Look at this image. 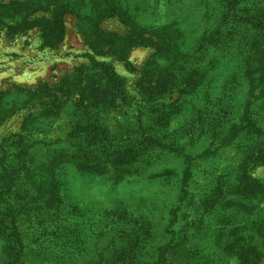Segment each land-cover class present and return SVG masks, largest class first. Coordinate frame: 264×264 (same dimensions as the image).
<instances>
[{
	"label": "trees",
	"instance_id": "16d2710c",
	"mask_svg": "<svg viewBox=\"0 0 264 264\" xmlns=\"http://www.w3.org/2000/svg\"><path fill=\"white\" fill-rule=\"evenodd\" d=\"M94 1L98 21L85 33L98 54L136 70L132 50L155 49L138 69L144 101H131L105 62L57 87L18 89L6 103L8 93L0 95L3 120L19 101L39 107L24 120L25 132L0 145V264H173L175 228L187 217L185 227L194 228L227 204L237 216L264 212V184L248 165L253 154H264V0L75 3ZM15 15L0 22L14 23ZM115 17L126 34L101 27ZM48 25L50 38L62 39L63 14ZM129 100L133 109L124 104ZM118 108L121 120L109 124L104 112ZM64 117L66 134L50 137ZM198 132L212 135L214 147L233 145L247 155L195 189L196 160L221 150L189 149ZM251 195L257 202L249 203ZM227 234L223 225L216 229L219 254L239 255L237 264L260 255L241 235Z\"/></svg>",
	"mask_w": 264,
	"mask_h": 264
},
{
	"label": "rangeland",
	"instance_id": "374dc122",
	"mask_svg": "<svg viewBox=\"0 0 264 264\" xmlns=\"http://www.w3.org/2000/svg\"><path fill=\"white\" fill-rule=\"evenodd\" d=\"M19 1L25 4L19 6ZM51 1L0 0V9L4 10V15L0 13V21L2 17L16 11L14 23L13 20L0 22V95L8 93L3 101L5 103L12 101L11 99L18 89H38L43 88L45 84L57 87L65 78L73 77L85 67L95 66L98 62L113 64L115 72L125 82V89L131 101H144L141 100L139 93L138 80L141 73L138 69L154 54L155 49L152 47H135L130 53V60L137 69L132 70L116 56L98 54L87 42L88 32L85 33V30L88 26L97 23L100 2L94 1V3L84 6L81 3H75V0H63V5L61 0H56L55 3ZM60 14H63L66 28L62 39L52 40L49 35L48 23ZM101 27L105 31L118 34H126L127 32V26L117 17L103 20ZM50 41L57 42L50 43ZM91 95L88 92L85 98L91 99ZM95 96L96 94H94V98ZM16 99L18 97H14V100ZM66 100L68 99L66 98ZM130 100L124 104L133 109L134 102L129 103ZM20 102L15 111L9 113L5 120L0 118V145L12 143L14 135L25 132L24 120L26 118L33 119L34 114L39 109V107L31 108L30 101L27 104ZM259 102L263 103L264 97L260 98ZM120 110L121 108L116 111L107 110L103 116L109 121V124L116 125L121 120L119 117ZM66 118L68 117L53 123L54 131L50 133V137L66 134ZM214 139L212 135L204 138L198 132L189 147V149L202 150L211 147V150L221 149L216 151L218 153L211 155L212 157L207 156L206 159L196 160L194 165L197 164V168L194 169V184H192L195 189H198L200 184H204L208 180L213 182L214 177L211 176L216 175L217 171L226 172L239 166L247 155L244 152L246 149H238L237 146L233 149L230 147L233 145L219 148L217 144L214 147L212 145ZM253 148L248 149L247 152L256 149ZM249 159L250 173L264 184V154H260L259 157L253 154ZM206 169H208L207 173L205 172ZM45 170L49 171L47 167ZM219 174L217 173V175ZM207 185L205 184L206 187ZM252 202H257L256 196L251 195L249 197V203ZM229 205L227 204L222 211H212L207 223L201 221L198 227L186 228L184 222L186 219L188 220V217L182 220L180 225L178 224L175 232L179 237L177 245L180 247L171 250L168 255L173 264L239 263V255H230L229 252L226 253L225 251L224 254H219L215 237L216 229L220 225L227 229L228 234L225 238L230 239L233 234L241 235V243L246 241L252 251L261 252L260 255L254 256V260L252 259L249 264H264V212L261 210L257 212L256 210L250 216H243L242 214L237 216L230 212ZM259 206L260 209L264 208V201ZM190 212L194 213L192 210ZM187 213L189 214V212ZM198 216L200 215L196 214L194 217L197 218ZM202 217H198L197 220ZM24 225L26 226L27 223ZM187 232L189 234L185 237ZM206 234L209 236L208 238L204 237Z\"/></svg>",
	"mask_w": 264,
	"mask_h": 264
}]
</instances>
